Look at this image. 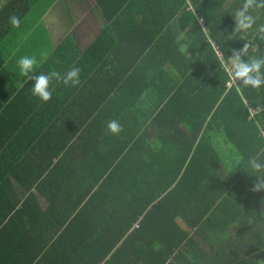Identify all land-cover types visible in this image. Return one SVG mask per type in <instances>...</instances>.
<instances>
[{"label": "trees", "instance_id": "obj_1", "mask_svg": "<svg viewBox=\"0 0 264 264\" xmlns=\"http://www.w3.org/2000/svg\"><path fill=\"white\" fill-rule=\"evenodd\" d=\"M39 1L14 0L6 18L22 22ZM96 1L108 27L130 18L127 27H159L156 38L168 27H191L190 51L173 38L175 74L152 81L157 110L141 109L139 127L127 120V132L109 133L108 142L46 146L45 164L53 168L40 190L49 195L45 208L33 194L17 201L0 189V264H171L174 252L193 248V233L207 232L228 205L264 201V191L248 187L257 175L248 160L264 148V87L230 88L215 51L226 62L244 43L253 45L245 59L264 53L257 32L264 9L253 11L252 30L234 32V13L244 0ZM166 35L158 38L161 45ZM148 92L149 84L135 104ZM215 139L240 159L232 180L216 177L224 165ZM6 145L0 146L3 163ZM16 166L12 175L22 174L23 163ZM7 180L8 173H0V184Z\"/></svg>", "mask_w": 264, "mask_h": 264}, {"label": "crops", "instance_id": "obj_2", "mask_svg": "<svg viewBox=\"0 0 264 264\" xmlns=\"http://www.w3.org/2000/svg\"><path fill=\"white\" fill-rule=\"evenodd\" d=\"M13 1L0 0V19L4 17L0 21V146L7 142L0 173H8L0 189L17 201L33 194L45 208L49 195H41L40 190L46 187V177H52L53 168L45 164L46 146L65 144L68 150L80 143L91 145L94 140L108 142L107 122L112 119L121 123L122 134L127 132V120L139 127L136 115L141 109L157 110L159 99L152 94L156 87L152 81L165 78L163 73L175 74L173 38L188 53L191 27H168L159 35L163 40L167 33V45H161L164 40L159 42L155 34L159 27H127L130 18L116 19L108 27L96 0H50L46 4L40 0L14 28L4 13ZM158 45L166 47L165 51ZM24 56L37 61L29 76L22 75L17 64ZM73 67L81 72L78 86L53 79L50 102L32 95V75L55 71L63 77ZM147 84L149 92L135 104V95ZM214 146L224 165L216 170V177L232 180L239 157L217 139ZM18 161L23 163L22 174L12 175V168L19 169ZM241 205L247 208L243 212L236 209ZM193 236L197 238L194 247L176 250L171 264H264L263 199L228 205L207 232Z\"/></svg>", "mask_w": 264, "mask_h": 264}, {"label": "clouds", "instance_id": "obj_3", "mask_svg": "<svg viewBox=\"0 0 264 264\" xmlns=\"http://www.w3.org/2000/svg\"><path fill=\"white\" fill-rule=\"evenodd\" d=\"M258 9H264V0H244L242 6L234 13V32L252 30L254 25H256V16L252 13ZM9 23L14 28H17L20 26L21 20L18 16H12L9 18ZM257 32L264 38V24L258 26ZM251 47H253L252 44L244 43L242 48L232 50V55L229 57L230 75L238 87L261 89L264 87V53H261L258 57L245 59ZM17 64L21 74L29 76L35 72L37 61L35 57L24 56L17 61ZM80 75L81 72L78 67L71 68L63 77L55 71L48 74L32 75L31 79L34 81L31 89L32 95L39 98L42 102L48 103L52 100L53 79H62L65 85L78 86L80 84ZM107 130L113 135H119L123 131V127L118 120L112 119L107 122ZM248 165L257 174L251 175L255 177L251 190L253 192L264 191V148H261L258 153L249 158Z\"/></svg>", "mask_w": 264, "mask_h": 264}, {"label": "built area", "instance_id": "obj_4", "mask_svg": "<svg viewBox=\"0 0 264 264\" xmlns=\"http://www.w3.org/2000/svg\"><path fill=\"white\" fill-rule=\"evenodd\" d=\"M190 9L193 10L192 7H190ZM200 24L204 26V20H200ZM213 47H215L214 43H213ZM215 51H216V55H217V58L219 60V62L222 63V66L225 68V70L227 71L228 73V76L230 78V82H229V87H238L237 86V83L235 81L232 80L231 78V75H230V60L228 62H226L223 58V55L220 53V51L218 49L215 48Z\"/></svg>", "mask_w": 264, "mask_h": 264}, {"label": "rangeland", "instance_id": "obj_5", "mask_svg": "<svg viewBox=\"0 0 264 264\" xmlns=\"http://www.w3.org/2000/svg\"><path fill=\"white\" fill-rule=\"evenodd\" d=\"M50 0H45V4L48 3ZM220 152V151H219ZM134 229H138V224L135 225Z\"/></svg>", "mask_w": 264, "mask_h": 264}]
</instances>
